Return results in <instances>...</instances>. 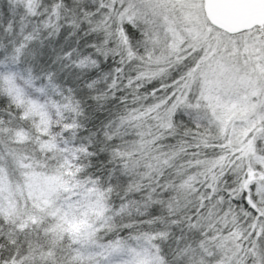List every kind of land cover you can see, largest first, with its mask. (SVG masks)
<instances>
[{
    "label": "snow or ice",
    "instance_id": "obj_1",
    "mask_svg": "<svg viewBox=\"0 0 264 264\" xmlns=\"http://www.w3.org/2000/svg\"><path fill=\"white\" fill-rule=\"evenodd\" d=\"M0 264H264V0H0Z\"/></svg>",
    "mask_w": 264,
    "mask_h": 264
}]
</instances>
